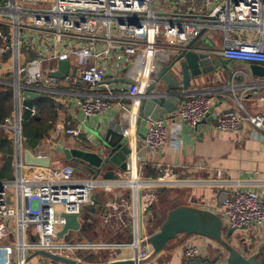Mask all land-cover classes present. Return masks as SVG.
I'll list each match as a JSON object with an SVG mask.
<instances>
[{
  "label": "built area",
  "instance_id": "2783aa9c",
  "mask_svg": "<svg viewBox=\"0 0 264 264\" xmlns=\"http://www.w3.org/2000/svg\"><path fill=\"white\" fill-rule=\"evenodd\" d=\"M202 28L222 31V45L206 48L208 56L264 65V0H0V84L11 87L14 102L11 114L0 124L14 145L13 178L0 179V255L9 257L13 264H27L29 251L45 250L69 257L85 245L58 236L65 222L62 214L78 215L83 207L93 204L95 190L110 192L119 187H129V198L121 196L104 202L102 222L112 229L131 228L133 242L123 247L132 251L131 258L142 261L155 252L149 243L140 246L146 239L144 215L155 200L146 186L169 187L188 179L182 180L158 164L157 174L146 181L140 177L141 165L133 171L128 161L127 172L102 168L96 175L78 177L74 164L64 163L36 167L32 177L26 176L23 152L27 146L21 132V115L24 110L34 115L36 107L25 105L27 99L22 93L52 97L68 92L74 96L72 107L82 118L80 125L65 128L64 132L77 137L92 117L102 118L97 127L102 131L107 122L103 116L113 105L136 115L146 95L140 83L150 63H158L166 51L182 48ZM245 30L255 31L256 37H230L233 31ZM137 59L141 62L138 83L112 82ZM63 60L69 62L67 73L61 79L51 76L57 62ZM72 87L77 89L69 90ZM234 98L242 113L227 110L215 114L213 126L238 134L246 125L264 131V115L250 114ZM214 99L212 92L189 93L180 99L173 113L148 120L144 151L151 155L161 150L169 133L167 120L175 130H196L211 115ZM113 176L127 183H94ZM219 208L218 215L227 228L264 225V192L234 188ZM11 235L13 241H7ZM202 254L194 243L183 247L185 259Z\"/></svg>",
  "mask_w": 264,
  "mask_h": 264
},
{
  "label": "crops",
  "instance_id": "0c3cea01",
  "mask_svg": "<svg viewBox=\"0 0 264 264\" xmlns=\"http://www.w3.org/2000/svg\"><path fill=\"white\" fill-rule=\"evenodd\" d=\"M163 6L168 8L167 3H163ZM183 10H185V7H182ZM230 37L253 39L256 37V32L253 30L233 31ZM202 38H207L209 41L210 46H206L208 48H219L223 42L221 30H209ZM172 56L173 51H166L160 56L158 62H168ZM220 59L224 61V59ZM226 64L227 70L218 69L195 77L190 82L188 94L212 92L215 95L211 115L204 119L196 130L189 131L183 127L175 130L171 122L167 120V130L169 132L167 139L161 150L151 155L142 148L147 121H143L138 130L131 135V153L128 157L129 168L133 171L138 170L140 164V177H143V180L149 181L154 178L157 174L156 166L158 164L163 169L174 171L182 180L188 179L186 182L183 181L169 187L146 186V188L148 187L146 190L155 195L153 204L144 215L143 234L146 235V238L159 229L167 212L173 207L187 205L219 214L220 202L234 188L252 189L259 193L264 192V131L246 125L244 131L238 134L218 130L212 123V117L215 114L227 110L242 113L234 97L250 114L261 113L264 115V85H262L264 78H258L249 73V66L251 65L249 62L230 61ZM74 89L77 88L72 87L69 90L73 91ZM41 96L52 100L57 114L54 128L48 135L33 148L28 147L26 144L30 152L36 155L49 156L52 161L50 166L57 167L62 165L57 163V157L61 156L63 161L66 162L63 153L55 149L58 141H61L64 147L99 149L95 136L91 132L97 129L98 123L102 120L101 117L88 119L85 125L86 129L77 137H73L66 134L64 129L77 127L81 123L80 112L71 105L74 96L68 92H58L52 97L49 95ZM41 96L39 95L37 98ZM122 101L127 102V99H122ZM125 113L130 116V120L135 117V115L125 112L121 107L113 105L103 118L106 121H119L121 115ZM165 116H168V114L163 115V117ZM132 124H134V120ZM132 124L130 127H132ZM7 134L9 135V133ZM9 137L11 138L10 135ZM11 141V166L14 175V145L12 138ZM70 163L73 164L71 161ZM107 169L116 170L118 168L106 165L102 170ZM35 171L36 167L34 166L25 165L23 169V173L28 177H32ZM126 172L124 173L126 174ZM86 173L87 171L83 168H76L78 177L87 176ZM131 177H135V175L132 174ZM94 183L108 185L127 182L113 176V178L99 179ZM129 195V187L115 188L110 192L100 189L94 191L93 200L95 201L93 204L83 207L77 215L79 227L68 229V232L65 233H71L68 240H65L62 236V239L66 242L85 245L82 249L75 250L69 257L88 264H103L117 256L125 255L127 249L123 247L131 244L134 239L131 228L126 226L112 229L102 222L100 213L103 209V203L107 200L121 196L129 198ZM7 241H13L12 235ZM172 242H174V239L169 241V243ZM229 242L236 249L242 250L244 254L252 255L257 252L260 245L264 244V225L235 229ZM188 243L198 245L202 249L203 254L201 256H204V259L211 260L216 257V242L203 235L189 234L183 241L173 247L155 251L142 261L135 259L134 264H189V260L183 256V247ZM26 256L27 264H69L39 254L37 251H29ZM225 258V251L222 249L221 255L214 264H226ZM0 264L13 263L9 257L0 255Z\"/></svg>",
  "mask_w": 264,
  "mask_h": 264
},
{
  "label": "water",
  "instance_id": "95a60500",
  "mask_svg": "<svg viewBox=\"0 0 264 264\" xmlns=\"http://www.w3.org/2000/svg\"><path fill=\"white\" fill-rule=\"evenodd\" d=\"M208 19H213V17H208ZM205 33H207L206 28L200 29L182 48L173 52V56L168 62L152 61V64L150 63L143 82H139L144 86L146 95L141 98L136 115L133 117L132 127H130V116L125 113L121 115L119 121H107L102 131H98L97 128L91 132L99 145L98 150L64 147L61 141H58L55 147L56 151L62 152L65 160L72 161L76 168H83L92 175L99 173L106 165L126 170L128 157L131 153V135L138 130L143 121L154 120L176 111L180 99L188 94L193 78L218 69L227 70L226 60L223 61L218 56L210 57L205 53V49L208 48L206 46H210L207 38H202ZM68 68V61H58L57 70L52 71L50 75L61 79L67 73ZM140 71L141 62L137 59L132 66L121 71V77L113 79L112 82L138 83L136 78L140 77ZM249 73L258 78H264V65L251 63ZM22 95L26 99L39 96L38 93L31 92H23ZM23 162L28 166L49 167L52 161L47 155H35L25 149ZM62 216L65 222L63 229L57 234L68 240L71 236V233L65 234L68 229L79 227L77 214H62ZM234 231V228L225 227L220 216L215 212L180 205L167 212L159 229L142 241L140 246L149 243L155 251H159L175 246L189 234H199L217 243L216 257L209 260L204 259V256H199L188 259L189 264H214L221 255L222 249L225 251L226 264H264V244L258 247L256 253L246 255L242 250L236 249L230 244L229 239ZM172 239L174 242L169 243ZM37 252L64 263L88 264L45 250ZM131 253L132 251H127L125 255L117 256L103 264H134L135 259L131 258Z\"/></svg>",
  "mask_w": 264,
  "mask_h": 264
},
{
  "label": "trees",
  "instance_id": "16d2710c",
  "mask_svg": "<svg viewBox=\"0 0 264 264\" xmlns=\"http://www.w3.org/2000/svg\"><path fill=\"white\" fill-rule=\"evenodd\" d=\"M24 104L27 106L35 105L36 107L34 115H31L28 110H24L21 115L22 135L25 137L28 147L33 148L53 130L57 112L52 100L45 96L33 100H25ZM13 107L11 87L0 84V124L11 114ZM11 154V138L3 128H0V155L3 158V163L0 166V179L13 178Z\"/></svg>",
  "mask_w": 264,
  "mask_h": 264
},
{
  "label": "rangeland",
  "instance_id": "374dc122",
  "mask_svg": "<svg viewBox=\"0 0 264 264\" xmlns=\"http://www.w3.org/2000/svg\"><path fill=\"white\" fill-rule=\"evenodd\" d=\"M1 156V155H0ZM58 159H57V163H60V164H63V163H70V162H65V161H63V159L61 158V156L60 157H57ZM2 163H3V159H2V157H0V166L2 165ZM87 175L88 174H90V173H86ZM56 208L57 209H59V206H56Z\"/></svg>",
  "mask_w": 264,
  "mask_h": 264
},
{
  "label": "bare ground",
  "instance_id": "6f19581e",
  "mask_svg": "<svg viewBox=\"0 0 264 264\" xmlns=\"http://www.w3.org/2000/svg\"><path fill=\"white\" fill-rule=\"evenodd\" d=\"M132 122H133V119L130 120V123H131V124H132Z\"/></svg>",
  "mask_w": 264,
  "mask_h": 264
}]
</instances>
